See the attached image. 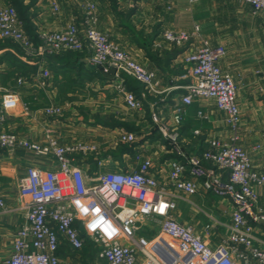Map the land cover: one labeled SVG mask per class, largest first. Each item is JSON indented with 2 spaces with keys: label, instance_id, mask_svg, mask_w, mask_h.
Returning a JSON list of instances; mask_svg holds the SVG:
<instances>
[{
  "label": "built area",
  "instance_id": "obj_1",
  "mask_svg": "<svg viewBox=\"0 0 264 264\" xmlns=\"http://www.w3.org/2000/svg\"><path fill=\"white\" fill-rule=\"evenodd\" d=\"M172 8L171 0H161ZM194 1V0H190ZM253 12L264 17V0H240ZM51 11L61 12L60 0H48ZM98 3L88 0L79 16H74L60 29L40 30L37 38L25 26L18 9L11 3L0 6V38L15 42L26 57L45 61L63 51L88 48L89 63L101 65V71L115 68L120 78L116 88L123 94L131 110H143L144 100L127 87L124 74L157 92L156 72L138 62L109 33L99 27ZM199 30L166 29L163 36L178 45L189 42ZM227 53L224 44L204 40L185 56L191 81L183 85L182 106L175 108L173 121L182 120L184 105L196 98H211L225 113L231 126L230 139L210 137L208 146L197 155L186 156L176 148L177 156L168 167V183L163 184L152 171L150 157L137 155V166L105 168L98 161V170L86 169L82 155L97 150L95 143L75 141L64 144L51 130L45 141H33L4 127L9 110L19 105L29 111L30 105L16 90L0 85V159L3 150L23 147L52 160L49 168L28 165L20 179L19 191L29 197L25 221L15 232L13 252L6 264H60L59 249L67 242L78 250L85 239L99 246V257L107 264H264V209L254 211L259 196L255 185H264V171L254 167L250 154L239 140L240 107L238 85L234 76L225 71L220 60ZM51 70L43 65L38 84L49 86ZM19 84L24 82L17 78ZM48 114L63 111L60 104L45 108ZM153 120L158 118L152 114ZM168 135V127H161ZM169 137L175 138L170 133ZM136 140L132 131H122L121 143ZM205 162L212 166L207 167ZM223 171L227 179H222ZM170 185V186H169ZM201 187L228 196L234 203L226 235L216 245L208 243L193 224L182 222L176 215L182 196L196 194ZM0 196V208H5ZM146 220L158 226L152 236L142 233Z\"/></svg>",
  "mask_w": 264,
  "mask_h": 264
},
{
  "label": "crops",
  "instance_id": "obj_2",
  "mask_svg": "<svg viewBox=\"0 0 264 264\" xmlns=\"http://www.w3.org/2000/svg\"><path fill=\"white\" fill-rule=\"evenodd\" d=\"M16 1L25 6V26L35 38L40 30L66 26L72 17L80 15L86 2L60 0L61 12L57 15L52 13L48 0H0V6L13 2L16 4ZM171 1L172 9H167L161 0H96L99 5V27L138 62L156 72L154 85L157 92L133 78L135 85L127 82L130 89H135L144 100L145 106L140 111L131 110L125 105L123 94L116 88L120 78H104L100 69H93L84 61L89 54L88 48L72 52L69 57L56 55L42 61L26 57L15 42L0 38V75L9 62L14 65L12 68L17 65L26 67V74L18 76L24 82L19 84L16 80L18 89L15 90L30 105L29 111L23 110L20 105L9 110L4 127L33 141H45L46 133L51 130L64 144L79 140L95 143L96 151L81 156L84 167L92 172L99 169V160L104 164L100 169L132 168L137 166V155L141 158L150 157L153 161L152 171L161 183L167 184L168 167L170 160L177 156L176 148L186 156L197 155L208 146L210 137L227 140L233 135L231 126L225 121V113L217 108L211 98L199 97L190 105H184L182 120L177 124L173 121L175 108L183 105L182 86L191 81L185 56L204 40H209L212 44L221 43L227 48L220 65L234 76L238 85V142L250 154L254 167L264 171L263 15L253 12L246 3L240 7L233 6L237 0ZM139 6H142L141 11ZM137 21L144 22L141 29L139 25L138 28L130 26V23ZM195 26L199 30L189 42L182 45L163 36L166 29L194 30ZM7 40L16 44L21 55L2 46L1 41ZM43 65L50 70L57 67L62 80L78 77L80 83L76 92L69 96H57L51 80L47 88L41 87L38 79ZM124 78L128 81L131 77L124 74ZM88 87H94L96 92L91 94ZM54 103L63 106L61 114L46 112L45 108ZM153 113L157 121L153 120ZM163 126L168 127V135L161 131ZM126 130L136 134L134 142L119 141L120 132ZM170 133L175 134V138L169 137ZM28 165L49 168L52 160L23 147L3 150V158L0 159V196L6 205L0 208V264H6V258L13 252L14 234L25 221L27 209L23 206L29 204V197L20 194L19 183ZM205 165L212 166L209 162H205ZM221 173L222 179L226 180L227 172ZM255 190L259 196L254 207V211H257L259 208L264 209V185H255ZM207 195L215 197L210 224L199 227L197 220L188 222L180 217L182 200ZM233 208L234 203L228 196L201 187L196 194L178 199L175 213L180 221L193 224L204 234L209 244L216 245L227 230L217 233L214 228L222 224L226 229ZM220 214L221 219L218 218ZM146 221L149 224L145 225L142 233L152 236L158 226L150 220ZM258 225L264 229L263 220ZM75 250L67 242H62L58 252L60 264H100L103 261L94 254L87 259L83 256L88 261L84 262L83 258L74 254Z\"/></svg>",
  "mask_w": 264,
  "mask_h": 264
},
{
  "label": "rangeland",
  "instance_id": "obj_3",
  "mask_svg": "<svg viewBox=\"0 0 264 264\" xmlns=\"http://www.w3.org/2000/svg\"><path fill=\"white\" fill-rule=\"evenodd\" d=\"M88 0H86L87 2ZM96 1V0H94ZM235 1V0H234ZM237 0L235 1V3H233V6L235 7H240L242 5V1ZM14 6H16L18 8V10L20 11V15L22 18L26 19V13H25V6H21V4L19 2L16 1L11 3ZM99 6V5H98ZM51 7V6H50ZM136 7V6H134ZM167 8V7H166ZM140 11L142 10V6H139ZM169 9V8H167ZM172 9V8H170ZM125 21V20H124ZM128 22V21H125ZM129 23V22H128ZM135 23V24H134ZM132 22L130 23V26L134 28H138V25L141 29V27L144 25L143 21H137V22ZM30 30H32L30 28ZM35 38V37H34ZM2 46L6 47L7 49L13 50L17 53H21L19 48L16 46V44H14L13 42L10 41H1ZM22 51V50H21ZM82 51V50H81ZM72 52H77V50L74 51H63L57 55H61V56H71ZM21 55V54H20ZM10 64H7L6 69L4 71V73L2 74V76L0 75V85L5 87L6 89L9 90H15L18 89L15 85H16V80L17 77L20 75H25L27 72L26 67L24 66H18L16 68H12V66H14L11 62H9ZM24 67V68H23ZM15 69V70H14ZM17 73V74H16ZM62 75L60 73V71L57 69V67H52L51 68V76L50 79L52 82H54V89L56 92L57 96H69L70 94H73L76 92V87L77 85L80 83L78 81L77 78H64L63 80L61 79ZM75 79V80H74ZM77 79V80H76ZM131 80L129 81V84L131 85H135V82H132V77L130 78ZM137 82V81H136ZM86 86H83V88H85ZM82 88V87H81ZM88 89L90 90L91 94H93V92L95 93V89L94 87H88ZM126 105V104H125ZM83 109H85L86 107H82ZM93 158V157H92ZM225 196V195H224ZM215 197H212V195H207L205 197H201V196H194L192 198H186V200H182L180 203V207H179V215L181 218H183L186 221H190L193 222L194 220H197L199 223L197 224L199 227L201 226H206L208 224H210L211 222V210L213 208V205L215 204L214 201ZM216 214V212H215ZM219 216V215H218ZM221 217L218 218H222V215L220 214ZM179 217V216H178ZM225 220V218L223 219ZM196 222V221H195ZM216 230V232H220V233H224L226 232L225 226L224 225H219L218 228H214V231ZM74 254H76L77 256H80V258H83L84 262H88L85 259L88 258V256L90 255H96L97 258L101 259L99 257V246L89 237H87L85 239V245L82 249L80 250H75ZM83 256H86L85 259ZM103 260V259H101ZM100 264H107L105 260L102 261V263Z\"/></svg>",
  "mask_w": 264,
  "mask_h": 264
},
{
  "label": "water",
  "instance_id": "obj_4",
  "mask_svg": "<svg viewBox=\"0 0 264 264\" xmlns=\"http://www.w3.org/2000/svg\"><path fill=\"white\" fill-rule=\"evenodd\" d=\"M84 61L86 63H88V65L91 67V68H98L101 70V65H96V64H93V63H89L87 59H84ZM102 76L104 78H114L115 77V68H111L108 72H104L102 71Z\"/></svg>",
  "mask_w": 264,
  "mask_h": 264
},
{
  "label": "trees",
  "instance_id": "obj_5",
  "mask_svg": "<svg viewBox=\"0 0 264 264\" xmlns=\"http://www.w3.org/2000/svg\"><path fill=\"white\" fill-rule=\"evenodd\" d=\"M36 38H37V37H36ZM52 58H53V57H52ZM93 69H94V68H93ZM93 69H92V70H93ZM100 72H101V71H100ZM130 80H131V79H128V81L126 80V84H127V87H128V88H130V87L128 86V83H129ZM135 81H136V80H135ZM127 82H128V83H127ZM134 90H135V89H134ZM135 91H136V90H135Z\"/></svg>",
  "mask_w": 264,
  "mask_h": 264
}]
</instances>
